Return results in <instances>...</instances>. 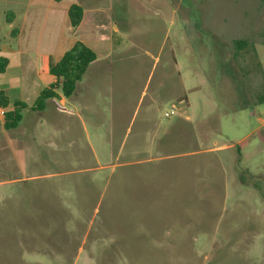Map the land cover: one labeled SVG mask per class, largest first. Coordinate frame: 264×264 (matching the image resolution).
I'll return each instance as SVG.
<instances>
[{"label": "rangeland", "instance_id": "374dc122", "mask_svg": "<svg viewBox=\"0 0 264 264\" xmlns=\"http://www.w3.org/2000/svg\"><path fill=\"white\" fill-rule=\"evenodd\" d=\"M71 3L114 49L61 91L49 164H0V264H264V0Z\"/></svg>", "mask_w": 264, "mask_h": 264}, {"label": "crops", "instance_id": "0c3cea01", "mask_svg": "<svg viewBox=\"0 0 264 264\" xmlns=\"http://www.w3.org/2000/svg\"><path fill=\"white\" fill-rule=\"evenodd\" d=\"M73 4L76 3L64 5V0H26L22 4L23 13L8 12L9 19H6L4 10L0 18V59L8 60L7 67L0 71V105L7 113L15 110L17 102L29 106L23 110L22 120L15 129H7L6 116H0V164L7 170L22 172L48 165L49 148L55 144L53 141L63 139L64 133L70 131L67 116L75 114L65 107L66 99L60 88L54 91L56 98L47 99L41 109L33 108L45 89L61 84L51 74V65L58 63L79 40L96 52L98 59L93 63L95 65L114 49L113 37L105 39L97 27L101 11L89 5H86V10L79 4L84 8L83 22L77 29L71 27L69 9ZM52 15H57L55 29L49 27V22L53 21ZM256 50L261 58L264 44L260 43ZM262 99L264 93L255 102L259 103ZM5 101H8L7 105L3 104ZM231 148L232 145L217 144L207 151L225 152ZM47 176L33 175L20 180L23 182ZM45 195H37L30 200L49 202V194ZM44 196L46 199L40 198ZM42 215L36 217H44ZM52 217L54 215L49 214V218Z\"/></svg>", "mask_w": 264, "mask_h": 264}, {"label": "trees", "instance_id": "16d2710c", "mask_svg": "<svg viewBox=\"0 0 264 264\" xmlns=\"http://www.w3.org/2000/svg\"><path fill=\"white\" fill-rule=\"evenodd\" d=\"M69 19L71 27L77 29L84 19L83 6L73 4L69 9ZM261 43L264 44V40H261ZM250 46L251 44L249 42H236L234 45V48L236 49V56L239 57L242 55V52L246 49V54L249 55L250 51L256 54V50L253 47L250 48ZM97 59L98 56L93 49L87 46L84 42L80 40L77 41L75 45L65 53L63 58L58 63L51 65L50 72L60 81V86L58 84H54L51 88L45 89L41 93L33 108L41 109L47 99L56 98L57 95L54 91L58 88L61 89L66 98H71L76 92L79 83L88 72L89 67L96 62ZM7 65V59H0V71H4ZM261 102H264V99H262ZM3 104L7 105L8 101H5ZM28 108L29 106L27 104L17 102L15 110L6 114L7 129L17 128L22 120L23 110Z\"/></svg>", "mask_w": 264, "mask_h": 264}, {"label": "built area", "instance_id": "2783aa9c", "mask_svg": "<svg viewBox=\"0 0 264 264\" xmlns=\"http://www.w3.org/2000/svg\"><path fill=\"white\" fill-rule=\"evenodd\" d=\"M64 109V108H63ZM7 112L5 110V108H3L1 105H0V116H6Z\"/></svg>", "mask_w": 264, "mask_h": 264}]
</instances>
